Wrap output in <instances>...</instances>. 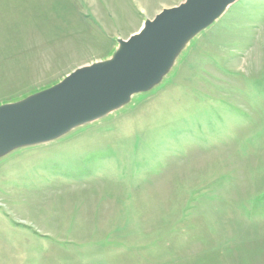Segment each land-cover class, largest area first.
<instances>
[{"label": "rangeland", "instance_id": "374dc122", "mask_svg": "<svg viewBox=\"0 0 264 264\" xmlns=\"http://www.w3.org/2000/svg\"><path fill=\"white\" fill-rule=\"evenodd\" d=\"M183 2L0 0V107ZM0 264H264V0L124 107L0 158Z\"/></svg>", "mask_w": 264, "mask_h": 264}, {"label": "water", "instance_id": "95a60500", "mask_svg": "<svg viewBox=\"0 0 264 264\" xmlns=\"http://www.w3.org/2000/svg\"><path fill=\"white\" fill-rule=\"evenodd\" d=\"M240 0H185L164 9L113 56L76 70L59 85L0 107V158L50 142L124 107L168 75L185 46Z\"/></svg>", "mask_w": 264, "mask_h": 264}, {"label": "bare ground", "instance_id": "6f19581e", "mask_svg": "<svg viewBox=\"0 0 264 264\" xmlns=\"http://www.w3.org/2000/svg\"><path fill=\"white\" fill-rule=\"evenodd\" d=\"M189 45V43L185 46V48Z\"/></svg>", "mask_w": 264, "mask_h": 264}]
</instances>
